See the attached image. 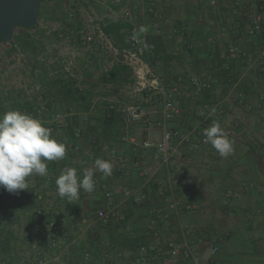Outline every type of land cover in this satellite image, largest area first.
Instances as JSON below:
<instances>
[{
  "label": "crops",
  "instance_id": "crops-1",
  "mask_svg": "<svg viewBox=\"0 0 264 264\" xmlns=\"http://www.w3.org/2000/svg\"><path fill=\"white\" fill-rule=\"evenodd\" d=\"M146 1L161 13L160 19L149 14L145 18L156 46L154 63L179 102L171 126L188 140L174 143L168 170L162 162L152 165L157 149L144 148L142 142L159 141L161 129L129 121L118 107L139 103L150 119L157 120L161 106L147 93H133L131 70L113 75L115 65L125 66L115 56L103 69L105 59L97 56L98 43L82 49L58 41L56 34L74 22L57 29L38 25L21 30L22 51L41 67L43 89L53 97L55 109L71 113V124L56 130L54 137L66 142L67 152L63 160L48 162L46 177H29V190L17 194L0 187V264H37L38 257L45 264H99L104 255L129 264L138 245L154 240L147 227L150 211L166 208L168 171L178 191H188L198 205L196 211L182 216L193 229L198 251H208L211 234L219 233L217 264H264V66L228 53L236 44L258 55L261 37L249 35L247 27L256 15L264 22V0H250L249 5L242 0ZM131 3L139 13L140 1ZM136 25L142 21L136 20ZM9 51L6 45V54ZM44 51L48 58L41 61L38 56ZM73 57L82 81L78 90L48 71V67H59L58 59ZM20 70L15 80L25 77V69ZM191 78L211 81L213 87L199 90ZM111 103L117 108L109 109ZM216 120L234 140V151L226 158L209 143L195 146L203 130ZM79 128L82 135L76 136ZM96 158L113 163L112 175L104 177L96 171L98 181L92 193L81 190L72 203L61 199L55 183L61 170L75 167L82 173L93 167ZM102 184L113 191L116 212L125 215L123 221L98 218L97 211L106 204ZM38 209L44 214L38 215ZM49 220L61 229L60 263L54 261L55 250L43 234ZM166 229L167 237L177 236L173 218ZM83 249L99 259L88 262Z\"/></svg>",
  "mask_w": 264,
  "mask_h": 264
},
{
  "label": "built area",
  "instance_id": "built-area-1",
  "mask_svg": "<svg viewBox=\"0 0 264 264\" xmlns=\"http://www.w3.org/2000/svg\"><path fill=\"white\" fill-rule=\"evenodd\" d=\"M102 3L111 17L117 20L122 19L130 24L126 30L127 46L118 48L114 44V40L106 35L102 29L105 23L96 13L93 12H75L68 10L66 17L68 22H74L76 27H68L65 32L60 31L56 34V39L66 44H75L82 49H89L94 43L104 45L123 65L127 66L134 78L132 91L135 94L147 93V96L153 97L155 102L161 108V117L152 120L148 117L147 112L138 104L120 105L119 112L131 121H143L148 127H157L161 129V138L154 142L144 140L142 146L144 148H156L157 155L154 157L152 165H158L162 162L168 170L171 157L174 151V143L176 141H187L188 137L182 134L178 129L171 126V120L179 112V102L171 96L168 84L158 72L154 63L155 43L151 40V33L146 24V16L152 15L155 19L161 18L160 11L153 4L147 3L146 0L140 1L139 13H136L132 0H97ZM243 3L249 5L250 0H242ZM240 4L239 2L236 3ZM141 20L142 25L147 31L140 33L138 30L141 26L136 25V20ZM40 26V22H39ZM157 31L159 29L156 27ZM134 31L137 35H134ZM179 35H184L182 29H175ZM247 32L252 36H259L262 40V47L257 56L252 55L248 51L242 49L239 45H232L228 49L230 55H236L246 59L250 64L257 63L264 66V22L260 16H254L250 21ZM145 44L148 47H145ZM14 54L9 58L5 50L0 53V74L6 73L9 67H17L27 70L25 77L20 80H10L6 78L5 85L0 84V113L7 110H19L26 112L35 118L45 122V126L52 129L54 136L56 130L66 129L71 124V113L63 112L55 109L53 97L43 89L41 79L43 76L41 67L36 64L25 52L22 51L18 43H14ZM80 49V50H82ZM84 51V50H82ZM48 53L46 51L40 53L38 59L47 60ZM59 67H48L49 74L57 75L62 79L69 81V84L75 90L82 87V81L79 74L74 69V57L69 59H58ZM93 67H89L92 70ZM29 71L31 72L30 74ZM193 86L199 90H209L213 87V83L207 80L191 78ZM173 90H177L173 87ZM96 99L93 104V110H96ZM109 109H116V104H109ZM87 121V117L85 118ZM82 130L79 128L76 136H81ZM206 143L204 136L197 141L195 146ZM49 170V168H48ZM96 182L98 181L97 178ZM166 208H152L151 220L148 224V230L154 240L149 243H141L135 253L131 256L129 264H217L216 254L219 251L218 238L219 233H212L208 239V251H198L194 239L192 227L185 223L182 216L185 213L193 212L198 209L197 203L191 200L188 191L179 192L175 187L171 175L167 173L166 187ZM101 193L106 199V204L97 211V216L101 220L117 218L119 221L125 219L123 213L117 214L116 206L113 202V191L105 184L101 185ZM42 196H38L41 199ZM38 215L44 214L43 209H38ZM173 218L176 224L177 236L167 237L166 225L169 219ZM61 229L55 220L46 222L43 234L47 238L49 245L54 248L55 262L60 263L61 252L63 247L60 246L59 235ZM83 256L91 262L96 257L95 253L88 249H83ZM99 264H128L124 261L116 263L109 255L100 257ZM37 264H45L42 257L37 258Z\"/></svg>",
  "mask_w": 264,
  "mask_h": 264
},
{
  "label": "clouds",
  "instance_id": "clouds-1",
  "mask_svg": "<svg viewBox=\"0 0 264 264\" xmlns=\"http://www.w3.org/2000/svg\"><path fill=\"white\" fill-rule=\"evenodd\" d=\"M138 31L143 33L147 29L141 26ZM203 136L221 157L226 158L234 151V140L218 120L203 130ZM67 147L66 142L52 135V129L44 121L19 110L0 113V187L12 194L29 190L28 178L46 177L48 162L63 160ZM96 171L104 177L111 176L113 163L96 158L93 167L84 168L82 173L75 167L63 168L55 181L57 194L72 203L79 199L81 190L92 193Z\"/></svg>",
  "mask_w": 264,
  "mask_h": 264
},
{
  "label": "rangeland",
  "instance_id": "rangeland-1",
  "mask_svg": "<svg viewBox=\"0 0 264 264\" xmlns=\"http://www.w3.org/2000/svg\"><path fill=\"white\" fill-rule=\"evenodd\" d=\"M137 2H135L136 4ZM57 1H51V2H47L44 3L42 6V10H41V18H40V26H44V25H48L50 28H59L61 26V24H67L71 25V22H67V11L68 10H73L75 12H83V13H87V12H93L96 13L104 22L106 21H112L117 19L116 17H111L107 10L106 7L98 2L97 0H93V1H88L86 3L83 2H78L77 0H63L62 2V6L59 7V5H57ZM76 23L73 25V27H76ZM55 31V30H52ZM15 34L17 35V37L21 34V30L16 31L12 37L11 40H13V38L15 37ZM54 38V37H53ZM61 46V45H59ZM6 45H1L0 46V53L1 50H5ZM29 52L30 50L27 49ZM59 52V49H58ZM98 52L100 53V55L97 54V56L100 58L102 57L105 60H102V67L104 69V65L108 66V64H110L111 59H113L112 57H114V55L112 53L109 52V50H107L104 45H101ZM13 52H9V54H6L9 58H11V56L13 55ZM94 63V62H92ZM102 67L101 70L102 71ZM7 71L6 73H2L0 74V84L1 85H5V81L6 78H10V80H15L16 77H19V74H22L20 68L17 67H9L6 68ZM23 70V69H22ZM28 70V69H27ZM27 70H23L24 73H27ZM11 77H10V76Z\"/></svg>",
  "mask_w": 264,
  "mask_h": 264
},
{
  "label": "water",
  "instance_id": "water-1",
  "mask_svg": "<svg viewBox=\"0 0 264 264\" xmlns=\"http://www.w3.org/2000/svg\"><path fill=\"white\" fill-rule=\"evenodd\" d=\"M45 0H0V46L11 41L17 27H34Z\"/></svg>",
  "mask_w": 264,
  "mask_h": 264
},
{
  "label": "trees",
  "instance_id": "trees-1",
  "mask_svg": "<svg viewBox=\"0 0 264 264\" xmlns=\"http://www.w3.org/2000/svg\"><path fill=\"white\" fill-rule=\"evenodd\" d=\"M51 1H55V0H45L40 4L39 20H38V23L34 27L39 25L40 18H41V10H42L43 4L47 3V2H51ZM56 1L58 3L57 5H59V7L62 6L63 0H56ZM77 1L83 2V3L87 2V0H77ZM88 1H93V0H88ZM128 27H130V24L128 22H126L125 20H122V19H119L117 21H106L105 23L102 24V29H103L104 33L106 35L110 36L114 40L115 46H117L120 49L127 46V44H128L127 40H126V30L128 29ZM30 28H33V27L27 28V27L19 26L16 28L15 32L19 31V30L30 29ZM19 39H20L19 36L17 37V35L15 34V37L13 38V40H11L9 42L2 43L1 45H8L9 49H10L9 52H11V51L15 50V47H14L15 42L20 44V46H21ZM155 48H156V46H155ZM127 68H128L127 66H122L121 64H117L114 66L112 74L116 75L121 71L126 72Z\"/></svg>",
  "mask_w": 264,
  "mask_h": 264
}]
</instances>
